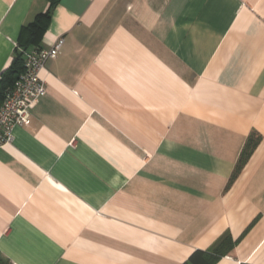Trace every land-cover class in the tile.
I'll return each instance as SVG.
<instances>
[{
	"label": "crops",
	"instance_id": "0c3cea01",
	"mask_svg": "<svg viewBox=\"0 0 264 264\" xmlns=\"http://www.w3.org/2000/svg\"><path fill=\"white\" fill-rule=\"evenodd\" d=\"M59 36L0 145V264H183L224 233L215 264H264V0H0V80Z\"/></svg>",
	"mask_w": 264,
	"mask_h": 264
},
{
	"label": "built area",
	"instance_id": "2783aa9c",
	"mask_svg": "<svg viewBox=\"0 0 264 264\" xmlns=\"http://www.w3.org/2000/svg\"><path fill=\"white\" fill-rule=\"evenodd\" d=\"M64 37H57L48 47L27 53L23 68L5 91L0 103V145L11 141L12 128L30 122V109L46 92L45 82L39 76L48 60L57 57Z\"/></svg>",
	"mask_w": 264,
	"mask_h": 264
},
{
	"label": "trees",
	"instance_id": "16d2710c",
	"mask_svg": "<svg viewBox=\"0 0 264 264\" xmlns=\"http://www.w3.org/2000/svg\"><path fill=\"white\" fill-rule=\"evenodd\" d=\"M58 0H49L52 5ZM49 18V11L38 14L34 21L25 25L20 31V38L24 46L34 43L46 27ZM23 68V58L21 52H16L15 56L5 71H3L0 80V103L4 97L5 91L12 85L17 75ZM235 240L229 233H224L215 243L207 250H197L183 264H215L221 257L225 256L234 246Z\"/></svg>",
	"mask_w": 264,
	"mask_h": 264
}]
</instances>
